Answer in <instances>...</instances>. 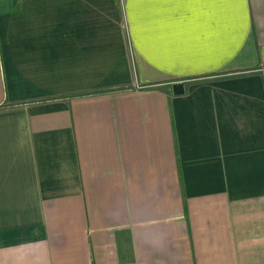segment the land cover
I'll list each match as a JSON object with an SVG mask.
<instances>
[{"label": "crops", "instance_id": "crops-1", "mask_svg": "<svg viewBox=\"0 0 264 264\" xmlns=\"http://www.w3.org/2000/svg\"><path fill=\"white\" fill-rule=\"evenodd\" d=\"M0 264H264V0H0Z\"/></svg>", "mask_w": 264, "mask_h": 264}, {"label": "snow or ice", "instance_id": "snow-or-ice-1", "mask_svg": "<svg viewBox=\"0 0 264 264\" xmlns=\"http://www.w3.org/2000/svg\"><path fill=\"white\" fill-rule=\"evenodd\" d=\"M158 2H167V0H158ZM183 2H203V0H183ZM215 2V0H213Z\"/></svg>", "mask_w": 264, "mask_h": 264}, {"label": "water", "instance_id": "water-1", "mask_svg": "<svg viewBox=\"0 0 264 264\" xmlns=\"http://www.w3.org/2000/svg\"><path fill=\"white\" fill-rule=\"evenodd\" d=\"M176 87H179V85L175 86V88H176ZM174 91H175V90H174Z\"/></svg>", "mask_w": 264, "mask_h": 264}]
</instances>
